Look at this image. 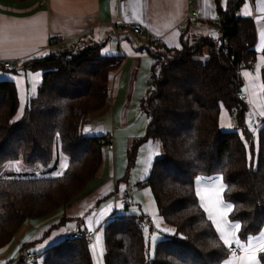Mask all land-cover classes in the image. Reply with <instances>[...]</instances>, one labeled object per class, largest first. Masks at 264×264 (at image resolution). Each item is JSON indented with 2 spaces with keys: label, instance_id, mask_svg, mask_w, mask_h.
<instances>
[{
  "label": "trees",
  "instance_id": "obj_1",
  "mask_svg": "<svg viewBox=\"0 0 264 264\" xmlns=\"http://www.w3.org/2000/svg\"><path fill=\"white\" fill-rule=\"evenodd\" d=\"M241 2L227 0L225 10L216 0L221 14L220 24L213 22L216 34L183 39V31L179 47L149 45L150 75L138 102L147 123L136 140H157L161 153L136 185L149 187L157 216L175 235L158 231L150 255L140 215L127 205L114 209L102 228L104 264H222L230 253L200 207L197 176L223 177L222 199L233 205L228 218L241 224L239 239L264 226V117L252 131L243 118L248 105L238 98L242 61L256 56L254 20L237 13ZM121 58L103 53L100 43L76 41L22 60L24 70L40 71L41 77L19 115L14 80L0 79V165L19 159L46 170L0 176V250L24 221L69 203L96 176L106 135L86 132L82 125L104 106L108 72ZM260 77L264 84V65ZM262 100L264 105V91ZM221 105L238 120L232 128L219 126ZM136 140L128 149L129 162ZM56 151L66 157L60 177L52 175ZM89 244L64 236L39 253L40 264H93ZM257 256L260 260L264 253Z\"/></svg>",
  "mask_w": 264,
  "mask_h": 264
},
{
  "label": "crops",
  "instance_id": "obj_2",
  "mask_svg": "<svg viewBox=\"0 0 264 264\" xmlns=\"http://www.w3.org/2000/svg\"><path fill=\"white\" fill-rule=\"evenodd\" d=\"M226 1L218 0L223 7L226 6ZM114 4L115 0H30L23 3L0 0V57L26 60L47 54L59 44H71L76 41L100 43L103 53L119 54L122 57L120 64L108 72V95L104 106L88 115L83 122V129L85 131L88 129L86 132L106 135V144L102 148V160L96 176L64 207L42 218H30L24 221L8 248L0 252L7 264L22 245L34 243L30 249L38 255L51 242L61 239L69 231L88 228L89 222H91V228L95 230L97 225L104 223L115 209L112 201L113 193L127 189L126 177L129 180V175L124 174V178L118 180L116 156L123 145L126 144V148L130 149L133 141L144 134L147 116L140 110L138 102L144 94L145 83L150 75L152 56L148 51L150 44L146 37L132 33L127 27L122 28L118 35L115 34ZM216 4V0H121V11L124 21H137L144 24L149 31L147 37L159 35L163 39V45L177 47V45L180 46V34L183 31L189 32V35L211 34L210 31H215L212 17L216 13ZM262 9H264V0H242L237 10V13L242 16L252 17L256 28L254 67L241 69L242 90L247 93L248 97L245 101L248 106L259 103L255 100L257 88L261 105H263L264 87L262 86L264 84L261 81L260 69L264 65V56L261 53L262 49L257 51L261 48L260 33L264 32V10ZM191 10H196L198 16L186 19V14ZM182 24L185 25L184 29L181 28ZM58 36L62 41L58 45L50 44V39ZM244 72L250 75L246 77L243 75ZM36 73H39V76H36ZM40 77V71H27L22 66L14 70H0V79L11 78L15 82L19 100L17 115L21 113L26 99L35 93ZM221 109L228 114L230 127L228 125L225 129L232 128L234 123L230 113L222 105ZM262 117L264 116L261 114L257 116L256 125L252 131L255 132L261 121L258 119ZM142 141L144 142L143 164L137 174L138 180L144 178L149 166L158 156L157 153H161V146L157 140L148 138L138 142ZM108 142H112V148L107 147ZM138 146L135 145L134 149L136 150ZM200 177L203 178L200 185L202 189L213 186L211 177ZM142 187L143 195L135 191L129 192L131 197L129 203L131 199H137L144 210L138 204V208L133 209L132 212L152 215L153 204L150 195L146 186ZM224 203L227 202L224 201ZM109 206H113L114 209H109ZM83 212L86 214L82 217ZM69 219L79 221L80 224L65 226L64 223ZM155 219L156 222L161 223V228L168 229L158 216ZM225 220L227 223H237L230 220L228 216ZM60 222L62 223L58 227L59 231L56 229L57 232L49 233L45 238L42 237L43 233L49 230L50 225ZM63 229H65L64 233ZM262 233H264V226L259 232L249 235L243 244H247L249 240L255 241ZM97 237L98 235L91 243L92 246L99 247L102 257L103 250L97 245L99 244ZM235 238L239 240L237 232ZM231 259L232 256L228 255L222 264ZM18 262H20V255H18Z\"/></svg>",
  "mask_w": 264,
  "mask_h": 264
},
{
  "label": "rangeland",
  "instance_id": "obj_3",
  "mask_svg": "<svg viewBox=\"0 0 264 264\" xmlns=\"http://www.w3.org/2000/svg\"><path fill=\"white\" fill-rule=\"evenodd\" d=\"M12 1L18 2V3H23V2H29L30 0H24V1H22V0H12ZM210 33L211 34H216V31H213L212 30V31H210ZM189 34H190L189 32H186L185 31L184 32V36H182L183 39H186V36L185 35L188 36ZM54 43H55V41H54V39H52V42H50V44H54ZM56 45H58V43ZM61 45H63V44H59V46H61ZM254 62H255V59L254 60L248 59L246 61H242L243 67L240 68V72H241V69L244 68V67L253 68L254 67ZM20 66H21V64L19 66H17V67H20ZM255 92L257 93V96H256L255 100L256 101H259V103L256 102V104H253V103L250 104V106H248L247 109L245 110L244 117H243L244 118L245 125L247 127H249L250 129H252L256 125V118L261 113V111L264 109L263 108V105H261V102H260L258 88L256 89ZM245 99H243V100H245ZM230 115H231V119H232L234 125L237 124L238 123V120H237L235 114L234 113H230ZM15 117H16V115H15ZM219 122H220L219 126L222 129H224V130H225V127H227L229 125V122H228V114L223 109L220 110ZM82 128H83V125H82ZM143 143H144L143 141L142 142H137V140H136V145L137 146L139 145V146H138V148L136 150L134 149V154L131 157V162L128 161V148H126L127 147L126 144L123 145V147L121 148V151L119 153H117V156H116V170H117V173H118V177H117L118 180L123 179L124 178L123 177L124 174H126L127 176L129 175V180L126 177V179L128 181V183L126 185L127 186V189L129 190V192H132V193L134 191L135 192H139L140 195H143L142 194L143 193V191H142V188L143 187L136 185V182L139 181L138 180L139 179V175H137V174H139V171L141 170L142 164H143V157H142V153L144 151V148H142L143 147ZM57 156H58V163H57V168H56L55 171H61L62 169H60L61 168L60 165L61 164H65L66 165V157L63 154H61V153H59V152L56 151V157ZM15 161H19L20 163L19 164H16ZM134 163H135V165H134ZM17 169H19V170H17ZM39 174H46V170L43 167H41V166L34 167V166H31V165H26V164H24L19 159L6 161L2 165H0V176H9V175H39ZM209 177L212 178V179H210V181L215 184V183H217V181H216L215 178L221 177V176L219 174H212ZM146 189H147V191H148V193L150 195V198H151L152 204H153V206L155 208V211H157L156 206H155V203H154V200H153V197H152V194H151V192L149 190V187L146 186ZM140 195H139V197L142 198ZM135 196L136 195H134V197ZM129 198H131V197H129ZM112 201H113V197H112ZM67 204H65V205H67ZM138 204H140L141 208L143 209L141 203L137 199H131L130 200V203H128V205H127V210L133 211V209L138 208ZM64 206H61V207H59V208H57L55 210H52L50 213H52V212H54V211H56V210H58V209H60V208H62ZM122 208H124V207H122ZM111 209H114V207L112 206ZM86 212H83L82 217L84 216V214H86ZM50 213L45 214V216L49 215ZM151 216L153 217V215H151ZM42 217H44V216H42ZM42 217H38V218H42ZM155 221H156V219H155ZM160 221L161 222H164L161 219H160ZM61 223L62 222H60L58 224L55 223V224L50 225L49 226V230L47 229L43 233L42 237L45 238L46 235H49V233L55 232L56 229H57V231H59L60 229L58 230V227L60 226ZM78 224H80L79 221H72L70 219L67 220L64 223L65 226H68V225L77 226ZM102 228H103V223H101L100 225L98 224L97 227H96V229H95V232L96 233L94 234V237H96L97 235L99 237V244H97V245H99L101 247V250H103V248H102ZM62 232L64 233L65 232V229H63ZM62 234H60V235H62ZM144 234H145L146 240H147V252L151 255L152 252H153L154 246H155V244L153 243V239H152L153 238V235L157 236L158 239H159L161 237V234L158 232V230H150L149 231V229H147V228H144ZM64 236H65V234H64ZM64 236H62V237H64ZM239 241L242 244L245 242L242 239H239ZM52 243H54V242H51L50 244H52ZM9 244L10 243L8 242V244H6V246H5V248L4 249H1L0 252H2L3 250H5L6 248H8ZM32 246H34V243L29 244V245H27V244L26 245H22L17 250L16 254L13 257L10 258V261H9L8 264H17L18 263V255H20L21 251L23 249L31 248ZM89 249H90V252H91L93 264H104L103 263V258L100 256L99 247L96 246V245L92 246V243H90L89 244ZM41 256H42L41 254H39V256L37 255V262H36V264H40L41 263V259H42ZM257 259H258V257H257ZM4 261H5V259L3 258V254L0 253V262H2V264H7Z\"/></svg>",
  "mask_w": 264,
  "mask_h": 264
},
{
  "label": "snow or ice",
  "instance_id": "obj_4",
  "mask_svg": "<svg viewBox=\"0 0 264 264\" xmlns=\"http://www.w3.org/2000/svg\"><path fill=\"white\" fill-rule=\"evenodd\" d=\"M264 10V9H262ZM261 48H258L257 51H260L264 48V32L260 33ZM179 47V45H177ZM259 67V66H258ZM32 75V74H29ZM39 76V73L35 74ZM244 76H249L248 72L243 73ZM264 87V86H262ZM261 116H264V110L261 111ZM223 126V125H222ZM230 127V125H229ZM88 131V129H86ZM159 155V153H157ZM16 164H19V161H15ZM61 169L66 168L67 165L61 164ZM19 170V169H17ZM55 177H60L63 175L61 171H55L52 173ZM217 183L213 184L212 187L201 188L202 178L200 176L196 177V196L200 200V207L207 214L208 220L211 221V224L215 227L216 233L219 234V239L222 241L224 246H231L233 244L243 253L237 258L235 253H233L232 259L226 261L225 264H260V260H264V256L260 257V260L257 259V253H264V233L261 234L259 238L255 241L249 240L247 244H241L238 239L235 238V233L241 228L240 223H227L225 218L233 210V205L231 203H224L222 200L221 194L225 191V186L222 183L223 177L215 178ZM111 209V206H109ZM103 215V213H102ZM154 222L157 216L155 208L153 206L152 212ZM156 228L160 232H166L171 235H175V229H163L161 228V223L156 222ZM88 230L91 231V222L88 223ZM99 239V237H97ZM153 243L158 240V237L153 235ZM2 264V262H0Z\"/></svg>",
  "mask_w": 264,
  "mask_h": 264
},
{
  "label": "built area",
  "instance_id": "obj_5",
  "mask_svg": "<svg viewBox=\"0 0 264 264\" xmlns=\"http://www.w3.org/2000/svg\"><path fill=\"white\" fill-rule=\"evenodd\" d=\"M196 16H198L197 11L191 10L186 14V19H189L191 17H196ZM114 17H115V21H114L113 27H114V31H115L116 35H118L119 31L122 28L127 27L132 33L139 35V36L146 37V39H148V41H149V44H151L152 46L163 44V39L159 35H153L151 37L146 36L149 31H148V28L144 24L139 23L137 21H124L123 20L122 11H121V0H115ZM220 19H221L220 13H216L212 17V21L215 22L217 25L220 24ZM184 27H185V25L182 24L181 28L184 29ZM54 41H55V43L59 44L60 41H62V39L60 36H58V37L54 38ZM21 62H22V59H20V58L8 59V58L0 57V67H4L7 69L17 67L20 64H22ZM246 97H247V93L241 89L238 92V98L245 99ZM258 120L260 121L261 119H258ZM112 146H113L112 142L107 143L108 148H112ZM112 197H113V204H115V209L119 210L122 207L128 205L130 193H129L128 189H122L121 191H118V192L115 191L113 193ZM138 215H140L141 223L145 228H147L149 230H157L155 227L156 223L154 222V219L151 215H148V214H138ZM94 234H95L94 229L89 231L88 228L83 227L80 229L69 231L65 236L69 239L84 238L86 240V242L91 243V241L94 238ZM227 249H228L231 256H233V253H235L237 258L242 253L236 247V245L227 246ZM20 262L22 264H36L37 255L30 248L23 249L20 253Z\"/></svg>",
  "mask_w": 264,
  "mask_h": 264
},
{
  "label": "bare ground",
  "instance_id": "obj_6",
  "mask_svg": "<svg viewBox=\"0 0 264 264\" xmlns=\"http://www.w3.org/2000/svg\"><path fill=\"white\" fill-rule=\"evenodd\" d=\"M228 8H229V5H228V6L226 5V6L224 7L225 10H227ZM216 13H217V12H216ZM216 13H215V14H216ZM235 13H236V12H235ZM215 14H214V15H215Z\"/></svg>",
  "mask_w": 264,
  "mask_h": 264
}]
</instances>
